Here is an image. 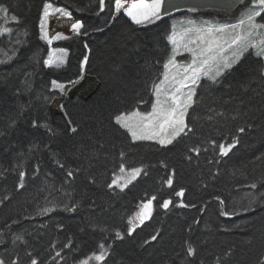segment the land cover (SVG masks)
<instances>
[{
	"label": "trees",
	"instance_id": "1",
	"mask_svg": "<svg viewBox=\"0 0 264 264\" xmlns=\"http://www.w3.org/2000/svg\"><path fill=\"white\" fill-rule=\"evenodd\" d=\"M105 2L101 11L99 0H0L9 21L17 17L0 35V259L81 264L103 245L96 264H264L261 58L247 52L217 82L202 77L188 127L172 144L133 141L115 122L150 109L172 17L196 8L195 15L233 19L244 6L164 0L159 20L137 25L115 0ZM45 3L52 9L42 32ZM77 21L78 33L71 29ZM45 34L67 39L49 44ZM50 56L63 63L45 65ZM233 138L221 155L219 145ZM122 164L141 173L124 189L109 188ZM149 200L151 215L140 223Z\"/></svg>",
	"mask_w": 264,
	"mask_h": 264
},
{
	"label": "snow or ice",
	"instance_id": "2",
	"mask_svg": "<svg viewBox=\"0 0 264 264\" xmlns=\"http://www.w3.org/2000/svg\"><path fill=\"white\" fill-rule=\"evenodd\" d=\"M164 0H135L130 6L125 7L122 0H115V9L120 11L122 8L125 10V14L137 25L151 23L154 20H159L162 15V5ZM237 4L243 7L239 18L235 23H219L212 20H188L187 27L179 33L173 31L168 36V40L173 44L172 53L165 61L163 67L165 69L164 80L160 84H155V95L157 97L156 102L152 105V110L148 113L142 114L140 112H133L129 115L120 114L115 117L116 123L120 127L127 130L131 135L133 141L139 140H156L161 145H169L185 132L188 125L185 122V115L188 113V109L194 103L193 95L195 90L189 88L186 93L183 92L184 88H187L186 82H191L195 85L199 82L200 77L204 76L213 82H217V78L220 77L226 70L233 68L237 62L241 60L245 53L250 49L256 50V56L258 58H264V23H258L257 17H262L264 13V0H251L250 4H247V0H236ZM235 4L232 5L235 8ZM106 7L105 0H99V8L103 11ZM52 9V4L45 3L43 15L41 16V30L43 32V26L47 22L49 16V10ZM198 9H188L190 12H196ZM56 12H60L62 15L68 16L70 13L63 9H55ZM231 11V9H229ZM8 10L0 9V19L3 23H0V35L7 34L11 31L7 24L9 22H16L17 17L12 15L10 21L8 18ZM167 15V13H163ZM264 18V17H262ZM83 27L80 21H77L71 25L73 32L78 33ZM175 28V25L173 26ZM67 39L62 37L61 34H57L51 39ZM42 39H47L48 43H51V39H48L47 35H43ZM227 45L231 56L224 55V48ZM183 48L185 51L191 54V62L188 64L177 63L175 57L177 51ZM15 55V52L13 53ZM12 57H7L11 59ZM87 60V57H85ZM5 60H0V63H5ZM56 63L59 66L63 63L62 57H49L44 61L45 65H52ZM260 75L264 78V67L260 69ZM170 83L175 87V91H167L162 89V85ZM53 87L63 90V85L57 84L53 81ZM161 96L164 98L161 99ZM47 127V125H44ZM76 131L75 128L72 129ZM239 132H244L243 127L238 129ZM237 143L233 138V143L227 146L220 144L219 150L221 155H227L228 152ZM123 155V153L121 154ZM120 172H125V167L122 164L120 166ZM141 173L140 168H132L129 170L128 178L119 176L112 180L108 185L112 188L116 185L123 189L127 186L131 180H134ZM69 176H72L71 171L68 172ZM21 184L19 187H23V179L25 173L21 171L19 173ZM123 180V183L120 181ZM169 185L172 184V179L169 177L167 180ZM251 187L255 188L256 185L252 184ZM184 191L181 189L176 192V196H183ZM152 199H155L153 197ZM223 203V202H222ZM170 204L169 200H164L162 207L168 208ZM152 201L149 200L143 203L141 211L137 214V218L140 223H143L151 215ZM70 210V209H67ZM247 209H245L246 211ZM50 211V209H44L41 214ZM222 215H229L228 212H223ZM131 223V218H130ZM132 227L129 228V233L133 231ZM120 233L117 232V236ZM19 239V237H18ZM156 239L155 236L152 237ZM67 247V245L65 246ZM103 245H100L101 253L94 254L96 261H103L105 253L103 252ZM187 255L191 256L194 253V249L191 245L187 247ZM59 256V253H57ZM0 264H5L3 259H0ZM15 264V262H13ZM31 264H37L36 259H32ZM81 264H88V261H81Z\"/></svg>",
	"mask_w": 264,
	"mask_h": 264
},
{
	"label": "rangeland",
	"instance_id": "3",
	"mask_svg": "<svg viewBox=\"0 0 264 264\" xmlns=\"http://www.w3.org/2000/svg\"><path fill=\"white\" fill-rule=\"evenodd\" d=\"M251 3V0H247V4H250ZM243 10V9H242ZM241 10V11H242ZM241 11H239L236 15V17L235 18H233V19H228L226 16L225 17H218V16H205V15H195V13H193V12H190V11H182V12H179V13H177V15L175 16V17H172L171 18V34H172V32L173 31H175V32H177V33H179V32H181L182 30H183V28L184 27H187L188 25H187V21L188 20H195V21H201V20H212V21H218L219 23H235L236 22V20L239 18V16H240V13H241ZM257 22L258 23H264V18H260V17H257ZM175 25V28H173V26ZM169 43H170V51H169V53H168V56H167V58H166V60L169 58V56L171 55V53H172V49H173V44L169 41ZM249 52H251L253 55H256V50L255 49H250L249 50ZM224 55H227V56H231V52L229 51V49H228V47H227V45H225V48H224ZM175 59H176V61H177V63H179V64H188V63H190L191 62V54L189 53V52H187V51H185L183 48H180L178 51H177V54H176V57H175ZM262 60H263V63H264V58H261ZM165 60V61H166ZM165 61H164V63H165ZM164 65V64H163ZM164 73H165V69H164V67H163V71H162V75H161V78H160V80L156 83V84H160V82L162 81V80H164ZM202 77H204V76H201L200 77V79L202 78ZM204 78H207V77H204ZM208 79V78H207ZM187 83V88H184L183 89V92L184 93H186L187 91H188V89L189 88H193L194 90L196 89V85L197 84H195V85H193V84H191V82L189 81V82H186ZM179 85L177 84V85H175V86H173L172 84H170V83H165V84H163L162 85V89H164V90H167V91H175V87H178ZM164 97L163 96H161V99H163ZM193 98H194V95H193ZM156 99H157V97H156V95H155V89L153 88V94H152V103H151V106H150V109L148 110V111H146V112H140V111H134V112H140V113H142V114H145V113H148V112H150L151 110H152V105H153V103H155L156 102ZM131 113H133V112H131ZM131 113H124V115H129V114H131ZM115 122H116V120H115ZM119 125V124H118ZM120 126V125H119ZM122 128V127H121ZM122 129H124V128H122ZM126 132H127V130L126 129H124ZM128 133V132H127ZM129 134V133H128ZM129 136H130V138H131V135L129 134ZM132 139V138H131ZM139 141H152V142H155V143H157V144H159V142L158 141H156V140H139ZM159 145H161V144H159ZM161 146H166V145H161ZM128 175H129V170H126L125 169V172H123V173H121V172H119V173H117L115 176H114V178H116V177H119V176H122V177H125V178H128ZM113 178V179H114ZM133 180H131V182H132ZM124 181L123 180H121L120 181V183H123ZM130 182V183H131ZM129 184V183H128ZM127 184V185H128ZM113 187H115V188H118V189H121L120 187H118V186H116V185H113ZM125 188V187H124ZM123 188V189H124ZM101 248H100V250L98 251V253H96V255H98V254H100L101 253ZM103 252L105 253V250H104V248H103ZM84 261H88V264H96L98 261H96L95 259H94V255L93 256H91L90 258H87V259H85Z\"/></svg>",
	"mask_w": 264,
	"mask_h": 264
}]
</instances>
